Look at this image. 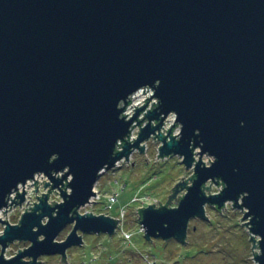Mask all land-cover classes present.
<instances>
[{"label":"water","instance_id":"obj_1","mask_svg":"<svg viewBox=\"0 0 264 264\" xmlns=\"http://www.w3.org/2000/svg\"><path fill=\"white\" fill-rule=\"evenodd\" d=\"M145 89L152 97L127 120ZM151 137L157 158L177 157L193 172L165 205L136 210L145 240L184 245L190 220L232 203L264 264V0H0V213L24 204L37 175L48 180L17 225L0 219V264L65 258L83 235L112 236L118 220L79 210L99 178L144 153ZM210 182L222 190L208 195ZM54 191L61 201L49 203ZM16 242L30 245L5 258Z\"/></svg>","mask_w":264,"mask_h":264},{"label":"rangeland","instance_id":"obj_2","mask_svg":"<svg viewBox=\"0 0 264 264\" xmlns=\"http://www.w3.org/2000/svg\"><path fill=\"white\" fill-rule=\"evenodd\" d=\"M147 97L139 94L134 100V105H140ZM170 123H167L169 126ZM168 128V127H167ZM179 130L174 132L178 134ZM144 146V153L135 151L128 163H120L114 170L104 173L95 185V192L99 194L101 201L98 204H89L79 210L80 214L91 212L95 216L104 215L116 218L120 215L121 209L125 210L124 226L121 231L118 225L112 236L106 234L83 235V245L68 250L67 264H255L252 251L259 253V249L252 248L248 226L241 225L244 222L243 211L233 208L232 203H227L220 211L221 214L211 206L205 207L207 219H192L188 224L185 244L175 240L167 242L162 240L146 241L144 229L138 222L139 214L136 210L139 204L131 202L134 197L149 195L151 200L166 204L171 189L184 177L187 180L192 176V170H186L181 164V159L171 157L160 160L158 148L161 143L154 139L141 144ZM198 156H196V159ZM205 165H210L213 159L203 156ZM37 184L38 191L33 182H29L24 190L27 192L25 202L22 206H17L18 210L30 208L37 202L36 196H41L45 189L42 186L43 179ZM190 184V182H189ZM210 187L208 195L218 194L222 187L214 183H208ZM20 193L23 191L20 188ZM36 191V192H34ZM52 192L49 202H60L59 192ZM112 192H117L118 201L112 210H105L106 197ZM32 193V194H31ZM185 191L178 196H184ZM28 203V204H27ZM175 199L171 200L170 207L175 208ZM159 207L160 205H154ZM1 218L14 224L17 217L7 214ZM119 224V222H118ZM143 229V233L140 231ZM121 228V227H120ZM3 230V225L0 224ZM72 226H67L57 237L56 241H64L71 232ZM117 230V231H116ZM140 231V232H139ZM125 234H131V238H126ZM255 240H258L256 237ZM29 243H14L7 249L5 256L11 257L18 251L28 247ZM254 245L258 247L257 242ZM155 246V247H154ZM252 249V250H251ZM40 264H60L57 256L42 257Z\"/></svg>","mask_w":264,"mask_h":264},{"label":"built area","instance_id":"obj_3","mask_svg":"<svg viewBox=\"0 0 264 264\" xmlns=\"http://www.w3.org/2000/svg\"><path fill=\"white\" fill-rule=\"evenodd\" d=\"M144 91H145V94H143L144 93ZM148 91V92H147ZM139 94H143V95H145L148 99H150L151 97H152V95H153V92L151 91V90H148V89H145V90H140L139 92H137L135 95H133L131 98V104H129L127 107H126V110H125V112H124V116L126 117L127 115V117H126V119L127 120H129L131 117H132V115L133 114H135V110H136V108L138 109V108H140V107H142L146 102H143L142 104H140L139 106L138 105H134L133 103H134V100L138 97V95ZM147 98L145 99V100H147ZM144 100V101H145ZM156 103V100L155 99H152V100H150V102H149V104H148V107H147V109H146V111L139 117V120H143L144 119V114L147 112V111H149L150 109H151V107H152V109H153V104H155ZM138 106V107H137ZM174 122H175V118H174V116H169L165 121H164V125H163V128H162V130H161V133H163V135H166L167 133V131L174 125ZM148 122L147 121H144L143 123H142V125L140 126V128H143V127H145L146 126V124H147ZM167 123H170V125L169 126H167ZM153 125H155V123H152ZM135 125H137V122H135L133 125H132V127H134ZM168 127V128H167ZM176 130H179L178 128H176L175 130H174V132L176 131ZM174 132H173V135H174ZM139 133H140V129H139V127L138 126H135L132 130H131V133H130V136H129V138L127 139V141L128 142H130V143H133L134 141L133 140H136L137 138H138V135H139ZM179 134V133H178ZM178 134H176V135H178ZM176 135H174V136H176ZM151 139H154L153 137H151ZM121 142L118 144V151H121V149H122V147H121ZM145 146V145H144ZM135 152V151H134ZM133 152V153H134ZM137 152V151H136ZM133 153H132V155H133ZM131 155V156H132ZM130 156V157H131ZM129 160H130V158H129ZM165 160V159H164ZM120 163H128V161H125V160H122V161H120V162H118L117 164H116V168H118L119 166H120ZM115 168V169H116ZM40 179H43L44 181H43V183L45 182H47L48 180L46 179V177H44L43 175H37L36 177H35V181H37V183H40L41 182V180ZM35 181H32L33 182V184H35ZM42 183V186H44V184ZM95 191V190H94ZM20 192V191H19ZM48 192V189H45V191H44V193H42V194H45V193H47ZM118 193L116 192H112L111 194H109L107 197H106V205H105V210H107V211H109V210H112L113 209V207H114V205L117 203V201H118ZM15 196H16V194H13L12 196H11V198H15ZM42 196V195H41ZM41 196H38V197H41ZM101 201V198H100V196H99V194L97 193V195H96V197L95 198H93V199H91V205L92 204H98L99 202ZM92 202H95V203H92ZM132 203L133 202H135V203H137V204H139L140 205V207H148V205H157V202L158 201H154V200H151V198H150V196L149 195H145V196H142V197H134L133 199H132V201H131ZM11 203V201L9 202V204ZM37 203V202H36ZM50 203V202H49ZM58 203V202H57ZM162 205H165V204H162ZM34 206V205H33ZM33 206H31L30 208H26V209H24V210H18L17 209V206H13V207H11V209H10V207H8L4 212H1L0 213V215H3L4 217L8 214H13L14 216H16L17 217V219L18 220H16V222H14V224H12V223H10L8 220H6V219H3V218H1L0 217V219L3 221V222H7L8 224H11V225H17L18 224V222L20 221V219H21V217H22V215L25 213V212H27V211H29V209H31ZM7 211V212H6ZM6 212V213H5ZM4 213V214H3ZM113 219H115V220H118V222H119V224H118V228L121 230V231H123L122 230V228H123V226H124V220H125V210L124 209H121V211H120V215L118 216V217H116V218H113ZM1 224V223H0ZM1 225H3V224H1ZM123 225V226H122ZM121 227V228H120ZM4 228H5V226L3 225V230H4ZM3 230H1L0 229V235L3 233ZM117 231V230H116ZM140 231H141V233H143V229L140 227ZM139 231V232H140ZM125 236H126V238H131V234L129 235H127V234H125ZM7 251V250H6ZM0 252H1V250H0ZM6 253V252H5ZM12 257H14V255L13 256H11V257H6L5 256V258H8V259H10V258H12Z\"/></svg>","mask_w":264,"mask_h":264},{"label":"flooded vegetation","instance_id":"obj_4","mask_svg":"<svg viewBox=\"0 0 264 264\" xmlns=\"http://www.w3.org/2000/svg\"><path fill=\"white\" fill-rule=\"evenodd\" d=\"M29 247V246H28ZM28 247H25L22 251H24L26 248H28ZM76 248V247H75ZM18 252H20V251H18ZM18 252L14 255V256H16L17 254H18ZM58 258H59V260L61 261V263L62 264H67L68 263V258H69V255H68V250H67V252H66V257L65 258H61L60 256H57ZM42 258V257H41ZM41 258H39L38 259V264H40V260H41ZM24 261H26V262H31V260L30 259H25Z\"/></svg>","mask_w":264,"mask_h":264}]
</instances>
